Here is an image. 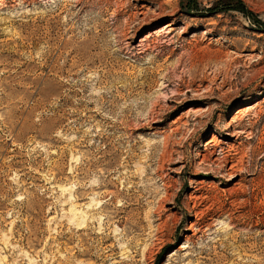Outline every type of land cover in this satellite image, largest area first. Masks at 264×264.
<instances>
[{
    "label": "rangeland",
    "instance_id": "obj_1",
    "mask_svg": "<svg viewBox=\"0 0 264 264\" xmlns=\"http://www.w3.org/2000/svg\"><path fill=\"white\" fill-rule=\"evenodd\" d=\"M0 264H264V0H0Z\"/></svg>",
    "mask_w": 264,
    "mask_h": 264
},
{
    "label": "bare ground",
    "instance_id": "obj_2",
    "mask_svg": "<svg viewBox=\"0 0 264 264\" xmlns=\"http://www.w3.org/2000/svg\"><path fill=\"white\" fill-rule=\"evenodd\" d=\"M171 26H172L171 22L166 23L165 26H164V30L168 29V28H171ZM149 36H150V34L146 35V37L144 38V40L141 43L145 42L149 38ZM229 128L236 129L237 126H235L233 124H228L227 127L224 128V129L227 130ZM219 145L216 144V139L213 136H212V140L206 142L203 145V154H201V161L199 163H197L196 171H199L200 173H203L206 176L212 175V176H214V178H221L222 176H218V175L226 174V178H227L226 181H229V180H231L233 178V175L231 173H229V170L235 169L236 165H232L229 170L226 169V168H227V165L229 163H232L231 162V160H232L231 158L234 155L233 153L235 151L231 147L227 148V149H225V148L223 149ZM215 148H219L220 149V153H221L220 154L221 155L220 158H222L221 162L223 163V165L220 166L219 169H217L219 167V165H217L218 160H212L210 158V157H213L215 155L214 154ZM204 183H205L204 181H202L200 183H196V181H189V184L191 186L190 189L193 192L188 197L191 202H195L196 200L198 201L199 197L197 198L195 195L199 192L200 188L203 186Z\"/></svg>",
    "mask_w": 264,
    "mask_h": 264
}]
</instances>
